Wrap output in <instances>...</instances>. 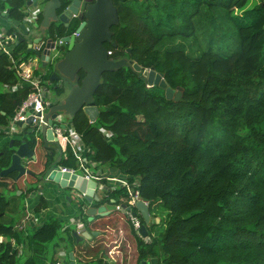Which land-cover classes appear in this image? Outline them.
<instances>
[{"label":"trees","instance_id":"obj_1","mask_svg":"<svg viewBox=\"0 0 264 264\" xmlns=\"http://www.w3.org/2000/svg\"><path fill=\"white\" fill-rule=\"evenodd\" d=\"M116 1L119 22L105 44L109 56L126 57L142 70L154 67L170 87H181L178 100L167 99L142 71L123 66L102 74L94 93L95 122L84 111L72 118L93 161L131 182L137 178L136 190L149 210L161 204L168 213L159 235L148 230L155 221L146 224L149 242L130 224L135 264L150 256L157 264H264V0L252 7L250 0ZM0 2L11 18L23 19L26 0ZM26 50V41L15 43L13 56H33ZM10 65L0 49V126L31 91ZM50 74L42 78L50 80ZM50 83L60 96L64 89ZM4 85L19 86L9 91ZM36 141L27 140L36 157L21 200L37 190L58 156ZM12 152L9 141L0 149V171L10 165ZM58 164L74 168L69 150ZM23 187L16 171L0 172V264L54 263L60 247L69 253L77 244L62 218L50 216L26 229L18 227V216L1 222L9 205L5 192ZM124 191L115 188L101 201L118 203L122 196L117 201L116 194ZM60 230L67 236L58 235Z\"/></svg>","mask_w":264,"mask_h":264},{"label":"water","instance_id":"obj_2","mask_svg":"<svg viewBox=\"0 0 264 264\" xmlns=\"http://www.w3.org/2000/svg\"><path fill=\"white\" fill-rule=\"evenodd\" d=\"M57 3L60 6L59 0H26L22 8L23 13L27 9L32 8H41L42 11V20L39 26L34 29L28 28L24 19L11 18L7 8H0V17L4 18L6 23L17 34L16 44L26 41L27 53L31 52L34 57L40 59L42 68L45 69L49 64H52L50 80L57 81L64 89L60 96H55V101L52 102L45 113L44 121L48 125H52L53 118L59 113L67 114L70 118H73L79 111H84L89 121L95 122L98 108L94 102V93L101 83L102 74L123 66H131L136 71H142L147 83L163 89L167 99L178 100L180 98L181 87H178L177 90L170 87L164 79L163 73L156 72L154 67L142 70V67L133 60L126 57L114 59L108 55V50L104 43L111 42L112 32L109 28L119 22L118 13L112 4V0H95V3L86 12L85 20L76 29V35L72 34L62 38V41L69 44V48L56 60L59 55L50 50L53 46L49 44L52 41V38L49 37V16L54 13ZM61 21L64 22L63 19ZM37 43L44 44V47L41 49L33 47ZM112 44L115 45L114 43ZM80 71L84 72V76L81 79L79 76ZM32 119V116H30L25 122L19 121L18 125L26 127L27 124H31ZM27 132L29 134L33 132L32 126L27 128ZM40 136L45 143H50L57 148L52 130L46 124L41 125ZM13 142V139L9 141V147L13 149L10 165L0 172L1 174H7L16 171L17 178H19L30 172L26 169L24 161L35 159V155L25 138L22 137L16 146L13 145ZM60 158L61 152L58 151L57 158L45 170L41 179L57 184L61 189L70 187L78 190L88 204L85 209L88 221H92L96 216H108L112 211L116 210L114 203L100 204L102 198L96 189V181L86 179L69 170H64V167L60 168L58 164ZM111 170L114 171L115 168L112 167ZM97 203L99 204L97 205ZM120 207L123 210L131 211L133 215L139 213L144 222L138 232L141 237H146L148 235L146 224L150 220L148 204L138 199L134 204V208L123 203L120 204ZM96 233L82 232L79 234L76 230L72 232L77 242L82 241L84 238L91 239ZM4 240H6L5 237ZM70 259L69 264H75L71 253ZM141 264L148 263L143 260Z\"/></svg>","mask_w":264,"mask_h":264},{"label":"built area","instance_id":"obj_3","mask_svg":"<svg viewBox=\"0 0 264 264\" xmlns=\"http://www.w3.org/2000/svg\"><path fill=\"white\" fill-rule=\"evenodd\" d=\"M36 11L37 8H32L27 9L24 13L23 19L28 28L34 29L39 26L40 22L36 18ZM7 31L0 29V49L2 52L8 55L11 64L10 68L15 70L23 82L27 83L31 87V91L16 110L9 123L5 126H0V134L10 135L8 137L16 135L19 136L25 129L32 126V133L34 134L35 138L41 139V125L46 124L47 127L52 130V135L56 140L58 151L61 152V157H67L69 150L70 158L74 161L76 166L75 168H69L59 165L60 168L64 167V170H69L70 172L77 173L86 179H92L96 181V189L99 192H102L104 195L115 188H124L129 195V199L127 203L123 204L129 205L133 208L135 202L138 199H141L138 190H136L138 185L137 178L131 182L125 177H110L108 175L109 170L95 171V169H97L98 165L100 164L92 160L91 155L93 154V150L85 144L81 134L78 133L74 128L72 118H70L67 114H57L56 117L53 118L52 125H48L47 122L44 121L45 113L48 107H50L52 104L49 99H45V94L49 93L50 95V93L53 92L48 86L44 85V83L47 84V82L50 81L42 78V75L46 73V69L41 67V60L34 56L28 57L27 59H24L22 56L14 57L13 48L14 44L16 43L17 34L15 32L9 33ZM49 44L51 46L52 41ZM33 47L41 49L44 47V44L37 43ZM50 50L53 51V47ZM110 54L111 51H108V55ZM18 86L19 85H4L3 88L4 90L14 91L18 88ZM30 116L33 118L30 125L27 124L26 127L18 125L19 121L25 122ZM62 118H66L67 121L63 122ZM105 134L106 137L111 136V132L109 131H105ZM77 170H80L81 173H78ZM111 181L113 182L111 183ZM143 201L149 206L148 201ZM113 203L116 205V210H123L120 207V203H116L115 201ZM43 211L44 210H40L38 214H35L31 209H27L24 212V217L21 223H23V221H29L33 224H39V217H42L44 214ZM123 212L126 214V218L132 225L133 229L141 237L138 232L142 224L141 218L138 216V214L133 215L131 211L123 210ZM151 222L152 221L150 219L147 225ZM20 226L21 224H19V227ZM142 238L145 242L150 241V237L148 235ZM54 264H61V261L58 259Z\"/></svg>","mask_w":264,"mask_h":264},{"label":"crops","instance_id":"obj_4","mask_svg":"<svg viewBox=\"0 0 264 264\" xmlns=\"http://www.w3.org/2000/svg\"><path fill=\"white\" fill-rule=\"evenodd\" d=\"M260 0H252L251 5L249 6H254L258 4ZM2 9V8H1ZM7 10V9H6ZM25 10V8H24ZM0 29L8 30L11 29L10 25L6 23V20L2 17H0ZM8 32V31H7ZM15 32V31H14ZM1 135V134H0ZM50 144V143H49ZM35 155V152H34ZM31 159L25 160L24 165L26 166V169L29 170V164H30ZM96 171V170H95ZM115 174V173H114ZM117 175V174H116ZM42 176V175H41ZM40 176V177H41ZM111 177H117V176H111ZM22 179H25V182H28L26 174L22 175ZM117 178H122V177H117ZM18 179V178H17ZM41 182L46 183V187L43 190H34L32 192H29L25 194V197L22 200V207L21 209L17 210L19 213H15L13 216L9 215L11 218L14 216L17 217V225L19 227V224H21L20 228L26 229V228H32L39 226L44 220H46L50 216H56L59 218H62L64 221V228H70V225H75L74 228L70 230V234L73 236L72 232L76 230L79 234L82 232H97L96 235H94L91 239H83L82 241L77 242L75 238V242L77 243L74 245L73 249L68 253L67 249H64L63 247H60L58 249V258L64 257V255L68 258L70 262V253L72 255V260L75 263V260H78L84 264H95L96 259H102V264H127V260L122 257V244L123 242H126L125 245L131 252L135 253V258L133 259V264L136 263L137 260V251H136V242H135V237L133 236L131 230H130V223L127 221L126 217L124 216L123 221V226H118V227H112L110 224H108V221L111 220V217H115V215L112 216H105V217H99L96 216L92 221H88V215L86 214V220L84 221L81 213H79L78 216H71V213L73 212L72 208L67 204L70 203V199L67 198V195L63 196L64 202H60L58 200V194L60 193L61 188L58 187L57 184H54L50 181H46L41 179ZM113 181H111L112 183ZM39 184V183H38ZM24 187L21 188L17 193L20 197L21 193H25L26 188L28 187L27 184L23 185ZM23 191V192H22ZM58 193V194H57ZM101 195V198L103 199L104 194L102 192H99ZM121 197V195H119ZM41 200H43L44 203L40 205ZM113 199L109 200L108 202L106 201L103 204H112ZM120 201V200H119ZM56 203V204H55ZM122 204V203H121ZM82 209L85 210L88 207V204L86 205H81ZM27 209H31L35 214H38L40 210H44V214L42 217L40 216L39 224H33L29 221H23L21 223L23 217H24V212ZM37 209V211H36ZM117 211V210H115ZM123 212V210H121ZM150 212V210H149ZM123 215H126L124 212L122 213ZM139 215V213H138ZM151 215V212H150ZM140 216V215H139ZM141 217V216H140ZM10 218V219H11ZM156 218V217H154ZM152 219V216L151 218ZM161 219L156 218V221L159 222ZM88 222V223H87ZM108 231V232H107ZM153 235V233H151ZM100 243H103L107 254L106 256H101L97 250H94L93 252H90L93 250V248L96 247L97 244L95 243L96 239H101ZM1 239V238H0ZM86 245H89V254L88 255H83L79 256L76 250L79 248H85L83 251L88 250ZM133 247V248H132ZM92 249V250H91ZM57 258V260H58ZM148 264H157L158 260L154 256H150L147 260H145ZM55 263V262H54ZM50 263V264H54ZM76 264V263H75Z\"/></svg>","mask_w":264,"mask_h":264},{"label":"rangeland","instance_id":"obj_5","mask_svg":"<svg viewBox=\"0 0 264 264\" xmlns=\"http://www.w3.org/2000/svg\"><path fill=\"white\" fill-rule=\"evenodd\" d=\"M251 2H252V0H250V2H249V4L251 5ZM1 5H6L5 3L3 4L2 2H0V7H1ZM249 7H252V6H249ZM247 8H248V6H247ZM78 24H79V22L78 21H76V20H74V21H72L71 23H70V28H69V32L71 31V30H73V29H75L77 26H78ZM67 31V32H68ZM23 54H24V52H22ZM30 57H33L32 55H30ZM39 66H40V64H39ZM52 64H49V66L48 67H45V69H46V72L47 73H50V70L52 71ZM47 81H48V79H47ZM48 84V85H47ZM47 84L46 83H44V85L45 86H48L49 88H50V90L51 91H53V89H52V84L50 83V81H48L47 82ZM55 94H54V92H52V93H50V95H49V93H46L45 94V99H49L51 102H54L55 101ZM62 121L64 122V121H67V119L66 118H62ZM8 136H10V135H5V134H1L0 135V149L4 146V145H7V143H8V141L10 140V138L11 137H8ZM17 136V135H16ZM32 137H34V134H32ZM41 142H43V140L41 141ZM49 146H51V145H49ZM36 154L37 155H39L40 156V151H38V149H37V151H36ZM72 160V159H71ZM74 162V161H73ZM76 166L74 165V168H75ZM95 170H102V171H106V170H109V172H108V175L111 177V176H117V177H120L119 175H116V174H114L115 173V170L114 171H112L111 169H109V167L107 166V165H104V164H100V165H98V167H97V169H95ZM77 172L78 173H81V171L80 170H77ZM25 179H22V184L23 185H28V182H25L24 181ZM42 180L40 179V181L38 182V183H36L35 184V186H36V188H37V190H43L45 187H46V183H44V182H41ZM38 184V185H37ZM38 186V187H37ZM20 189H15L14 191H6L5 192V195H6V197L8 198V200H9V205H8V208H7V210H6V213H5V215H4V217L2 218V220H1V222H3V223H8V221L10 220V216L9 215H11V216H13L16 212L17 213H19V211H17L18 209L20 210L21 209V207H22V200L20 199V197H19V195H18V191H19ZM36 190V189H35ZM36 190V191H37ZM58 194V193H57ZM62 195H64V196H66L67 195V198L68 199H70V197H71V201H70V203H68L67 202V204L72 208V210H73V212L71 213V216H78L79 215V213H81V216H82V218H83V220L85 221L86 219V213H85V210H83V209H80V205H83V203H84V198H83V196H82V194H80V192L78 191V190H76V189H74V188H70V187H67V188H62L61 190H60V193L58 194V200L60 201V202H63V203H65L64 202V198H63V196ZM118 196H119V194L117 193L116 194V200L118 201L119 199H118ZM122 197H121V200L120 201H118V203H125L126 201H128V199H129V195H128V193H127V191H124V192H122V195H121ZM100 203H105V201H101ZM56 204V203H55ZM92 204H95V203H92ZM99 203H97V205H98ZM86 205V204H85ZM82 207V206H81ZM150 211H151V215H152V219H151V221H155L154 223V226L153 227H148V230L151 232V233H153V235L154 236H156V235H159L161 232H162V230L164 229V227H165V223H166V220H167V218H168V213H167V211L164 209V207L161 205V204H157V205H152L151 206V209H150ZM123 212L121 211V210H117V211H112L109 215L110 216H112V215H115V217L113 218V217H111L112 219L111 220H109L108 221V224H110L112 227H118V226H123V221L122 220H124V219H121V218H124V216L126 217V215H123L122 214ZM108 215V216H109ZM154 217H156V218H160L162 221L161 222H157L156 221V218H154ZM88 218V217H87ZM127 219V218H126ZM128 221V220H127ZM88 223V222H87ZM148 226H150V225H148ZM71 229L72 228H74L75 227V225H70L69 226ZM108 232V231H107ZM58 235H65V237L67 236V234H65V231H59V233H58ZM100 241H102V238L101 239H96L95 240V243L94 244H97L96 245V247L95 248H93V250L92 251H90V252H93L94 250H97V252L101 255V256H106V254H107V251H106V249H105V247H104V245H103V243H100ZM125 243L126 242H123V244H122V257L124 258V259H126L127 260V264H133V259L135 258V253L134 252H131L130 253V250L131 249H128L127 247H126V245H125ZM67 246H70L69 245V242H68V240L66 241V247ZM64 249H66L64 246H62ZM86 247L88 248V250H86V251H83L85 248H79L78 250H76V252L78 253V255L79 256H83V255H88L89 254V249H90V247H89V245H86ZM133 248V247H132ZM60 261H61V264H69V260H68V258L64 255V257H61L60 256V258H58ZM124 264V263H123Z\"/></svg>","mask_w":264,"mask_h":264},{"label":"flooded vegetation","instance_id":"obj_6","mask_svg":"<svg viewBox=\"0 0 264 264\" xmlns=\"http://www.w3.org/2000/svg\"><path fill=\"white\" fill-rule=\"evenodd\" d=\"M59 2H60V6L57 3L56 8L54 10V13H51V15L49 16L50 17L49 37L52 38V46L54 49L53 50L54 53L59 55L58 58H56V60L59 59L62 56V54H64L69 48V44L67 42L62 41V38L64 36H70L72 34L76 35V33H77L76 29L85 20L86 12L88 11L89 7L95 3V0H59ZM112 4L114 5V7L116 8V11L118 13L117 1L112 0ZM36 18L39 22H41L40 21V20H42L41 8H39V9L37 8ZM61 19H63L64 22H62ZM74 20L78 21L79 24L75 29H73L69 32L68 30L70 28V23ZM112 26L113 25H111L109 28L110 31H111ZM59 31H62V34L60 37L58 36ZM104 44H106V42ZM50 72H52V71H50ZM32 134L33 133L29 134L27 132V130H25L19 136H12L10 138V140L11 139H13V141L15 139L20 140L23 137L26 139V141L28 139H34V141H35V136L32 137ZM36 140H37L36 142H38V143L42 141L41 139H36ZM36 142H35V144H36ZM41 143L44 145L47 144L48 146L51 145L50 147L53 148L58 153V149L54 145L49 144V143H45L44 141ZM13 145H15V142H13Z\"/></svg>","mask_w":264,"mask_h":264}]
</instances>
